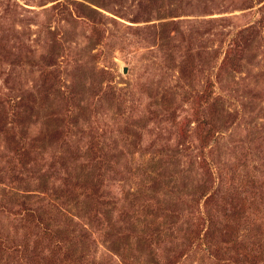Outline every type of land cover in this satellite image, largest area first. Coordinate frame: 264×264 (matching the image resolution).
<instances>
[{
	"label": "rangeland",
	"instance_id": "374dc122",
	"mask_svg": "<svg viewBox=\"0 0 264 264\" xmlns=\"http://www.w3.org/2000/svg\"><path fill=\"white\" fill-rule=\"evenodd\" d=\"M0 264H264V0H0Z\"/></svg>",
	"mask_w": 264,
	"mask_h": 264
},
{
	"label": "water",
	"instance_id": "95a60500",
	"mask_svg": "<svg viewBox=\"0 0 264 264\" xmlns=\"http://www.w3.org/2000/svg\"><path fill=\"white\" fill-rule=\"evenodd\" d=\"M126 70H127V66L124 65V66H123V71L126 72Z\"/></svg>",
	"mask_w": 264,
	"mask_h": 264
}]
</instances>
